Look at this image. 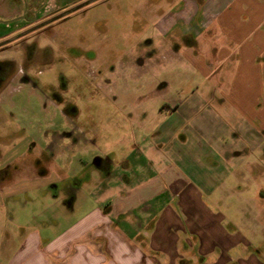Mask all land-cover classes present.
Masks as SVG:
<instances>
[{"label": "rangeland", "instance_id": "obj_1", "mask_svg": "<svg viewBox=\"0 0 264 264\" xmlns=\"http://www.w3.org/2000/svg\"><path fill=\"white\" fill-rule=\"evenodd\" d=\"M180 8L181 0H50L44 13L69 15L32 34L26 28L21 37L11 34L21 23L0 24V36L11 34L0 72L12 78L0 92V142L29 147L32 166L42 153L49 160L36 176L10 171L12 179L36 185L23 194L33 202L21 213L52 239L119 196L103 192L109 174L117 182L158 180L179 193L180 203L200 195L201 239L209 242L200 253L204 264L235 256L264 264V128L252 124L249 132L224 101L228 74L205 79L193 45L177 31L166 36V17ZM16 11L0 0V22ZM0 152L3 167L12 155L6 145ZM164 169L180 180H163ZM55 179L62 196L75 197L73 210L43 188ZM193 227L186 234L198 232Z\"/></svg>", "mask_w": 264, "mask_h": 264}, {"label": "crops", "instance_id": "obj_2", "mask_svg": "<svg viewBox=\"0 0 264 264\" xmlns=\"http://www.w3.org/2000/svg\"><path fill=\"white\" fill-rule=\"evenodd\" d=\"M176 31L195 48L194 63L205 79L228 74L224 101L246 121L249 132L254 131L252 124L263 129L264 0H181L180 10L166 17V36ZM20 148L9 153L8 161L26 158L29 147ZM43 155L35 157L33 166L27 158L13 173L29 169L36 176L38 169L46 172L49 160H43ZM165 170L163 180L166 174L172 185L180 180ZM112 176L102 181L103 192L116 190L119 196L112 202L104 200L103 211L88 215L52 239L42 236L43 227L35 219L21 213L33 202L22 198L35 189L33 181L11 176L0 179V209H8L6 214L0 211V264H204L200 253L209 242L201 239L206 233L200 230L205 218L200 195L191 197L192 201L186 195L180 203L179 193L167 191L166 182L145 184L127 177L117 182L110 181ZM43 188L55 203L73 210L75 197L60 194L61 181L51 180ZM195 225L198 232H187L193 237L190 242L186 230ZM248 263L239 256L224 260V264Z\"/></svg>", "mask_w": 264, "mask_h": 264}, {"label": "flooded vegetation", "instance_id": "obj_3", "mask_svg": "<svg viewBox=\"0 0 264 264\" xmlns=\"http://www.w3.org/2000/svg\"><path fill=\"white\" fill-rule=\"evenodd\" d=\"M10 6L13 8H16V16L12 19L0 22V24L4 26L9 25H16V24H22L18 28H16L11 34L19 33L17 37H21L24 35L23 33H29L32 34L36 30H43V28H47L48 26H51L55 21L57 20H63L65 17L69 15L68 11L65 10H59L49 13H44L45 7H47L50 0H8ZM88 2L81 3L77 6H75L74 9L71 10V12H80L82 11ZM40 15V16H39ZM39 16V17H38ZM27 29L26 31H23L24 29ZM23 32V33H22ZM9 33L3 34L0 36V52L6 50L8 46V41H6V38L11 35ZM12 80V78H8L3 72H0V92L3 91V88L7 85V83ZM75 111L72 109L68 110V113L73 114ZM65 118H68L66 114H63ZM6 145L10 151L19 149L20 144H14L12 143V140L10 142H0V145ZM2 154L0 152V161H2ZM26 159L22 157V159L16 161V160H10L8 163L3 166L0 169V179H6L10 177V171H18L26 164ZM38 162V161H37Z\"/></svg>", "mask_w": 264, "mask_h": 264}]
</instances>
